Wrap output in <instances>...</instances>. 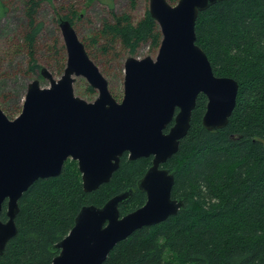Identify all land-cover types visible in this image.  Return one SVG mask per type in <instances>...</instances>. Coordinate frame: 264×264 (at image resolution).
<instances>
[{"label": "water", "instance_id": "1", "mask_svg": "<svg viewBox=\"0 0 264 264\" xmlns=\"http://www.w3.org/2000/svg\"><path fill=\"white\" fill-rule=\"evenodd\" d=\"M219 1L150 0L149 14L162 33L159 52L156 59L127 58L121 101L71 20H60L68 53L63 75L56 79L42 68L50 85L34 79L17 117L10 118L0 107V254L18 232L22 194L36 180L59 175L68 159L77 161L87 192L110 181L125 153L131 160L152 157V164L138 181L147 195L145 204L121 214L120 205L133 194L130 188L102 206L84 205L70 232L53 246L57 254L52 264H103L119 242L183 208V200L172 196L175 171L163 164L187 135L198 96L208 99L202 119L208 130L225 127L237 104L239 82L217 75L197 43L200 12ZM77 76L98 90L95 100L75 94Z\"/></svg>", "mask_w": 264, "mask_h": 264}, {"label": "trees", "instance_id": "2", "mask_svg": "<svg viewBox=\"0 0 264 264\" xmlns=\"http://www.w3.org/2000/svg\"><path fill=\"white\" fill-rule=\"evenodd\" d=\"M38 5L32 0L28 7L32 70L40 67L34 57ZM62 18L72 22L69 15ZM103 30L132 50L150 40L158 46L162 38L149 11L136 24L129 14L116 15ZM196 32L215 73L239 82L236 107L225 127L208 130L202 123L208 99L198 96L187 135L163 164L175 171L172 196L183 200V208L119 242L103 264H264V0L219 1L200 12ZM151 164L152 157L131 160L125 153L110 181L90 192L73 159L59 175L36 180L18 201V232L0 264H52L53 246L70 232L84 205L102 206L130 188L121 214L144 205L147 196L138 181ZM6 209L5 201L3 220Z\"/></svg>", "mask_w": 264, "mask_h": 264}, {"label": "rangeland", "instance_id": "3", "mask_svg": "<svg viewBox=\"0 0 264 264\" xmlns=\"http://www.w3.org/2000/svg\"><path fill=\"white\" fill-rule=\"evenodd\" d=\"M0 3L3 4V7L0 5V107L10 118L22 112L28 86L34 79L39 78L44 87L50 85V80L41 74L42 68L56 79L63 75L68 53L59 25L62 16L69 15L72 19L79 38L118 101L124 96L127 58L152 56L156 59L159 52L161 42L154 46L150 40L132 50L121 39L112 41L103 34L105 25L115 22L116 15L129 14L133 23H138L149 11L150 0H136V3L132 0H39L34 13V24L38 27L34 57L40 67L32 70L26 40L31 28L28 7L32 0H0ZM74 91L88 101L98 96V90L84 76L76 77Z\"/></svg>", "mask_w": 264, "mask_h": 264}, {"label": "flooded vegetation", "instance_id": "4", "mask_svg": "<svg viewBox=\"0 0 264 264\" xmlns=\"http://www.w3.org/2000/svg\"><path fill=\"white\" fill-rule=\"evenodd\" d=\"M12 118V117H11ZM147 196V195H146Z\"/></svg>", "mask_w": 264, "mask_h": 264}]
</instances>
